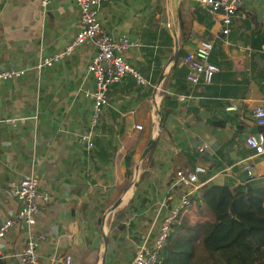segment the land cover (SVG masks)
I'll use <instances>...</instances> for the list:
<instances>
[{
    "label": "crops",
    "instance_id": "crops-1",
    "mask_svg": "<svg viewBox=\"0 0 264 264\" xmlns=\"http://www.w3.org/2000/svg\"><path fill=\"white\" fill-rule=\"evenodd\" d=\"M177 1V16L173 0L102 2L101 24L113 37L126 32L137 40L126 58L157 87L135 85L130 76L111 84L109 106L101 114L89 151L71 132L81 130L88 119L90 103L78 86L91 85L90 76H85L91 43L38 74L29 70L16 80H0V222L17 208L12 183L33 170L39 185L49 192V200L40 202L36 215V227L45 235L39 243L40 264H60L67 252L71 264H107L119 254L117 246L134 248L156 210L163 213L175 201L166 197L169 179L175 169L189 167L197 159L198 144L207 143L205 154L214 159L204 184L236 185L243 164L254 168V179L264 180V154L254 155L243 145V136L255 126L251 109L264 99V0H239L226 34L218 32L217 15L192 0ZM40 7L39 0H0V68L28 67L73 36L78 10L72 0H48L43 13ZM178 14L189 26L185 41L179 40ZM205 37L213 40L211 55L218 71L207 86L195 85L193 90L201 98L178 102L173 92H183L190 84L173 67L187 69L181 63L184 54L178 51H190ZM245 46L250 47L249 55ZM259 53L262 56L256 60ZM162 94L169 95L170 101L164 102ZM149 143L154 146L151 155L138 162ZM127 154L130 172L138 162L134 189L133 173L129 180L125 176ZM253 158L257 165L250 163ZM239 159L242 166L234 165ZM209 162L204 161L206 166ZM199 189L185 213L196 210L193 221L200 220L203 211L211 217L205 207H198ZM113 201L120 202V211L114 212L120 214L119 221L127 220L122 232L111 228L118 238L107 239L100 262L105 221L99 212ZM25 237V224L16 221L0 241L1 251L7 254L0 257L3 264H20L16 254Z\"/></svg>",
    "mask_w": 264,
    "mask_h": 264
},
{
    "label": "built area",
    "instance_id": "built-area-1",
    "mask_svg": "<svg viewBox=\"0 0 264 264\" xmlns=\"http://www.w3.org/2000/svg\"><path fill=\"white\" fill-rule=\"evenodd\" d=\"M103 1L72 0L78 10V27L73 36L61 48L41 54L37 61L28 67L22 64H12L0 68V80H16L29 70H34V73L38 74L43 69L52 66L53 63L62 62L76 48L85 43H91L93 53L85 64V76H90L91 85L88 87L78 86L90 103L88 119L81 130L71 132L76 138V142L86 151L94 147V137L101 114L109 106L107 91L111 84L123 83L125 76H130L135 85H154L126 58L128 51L138 45L137 40L126 32L113 37L101 24L98 13ZM192 1L200 9L218 16L219 33L226 34L229 31L239 0ZM47 3L48 0H39L41 13L44 12ZM212 48V39L201 38L190 51L185 52L182 56L181 63L187 68L186 80L190 84L183 92H173L178 102L188 103L195 97L201 98V94L193 93L195 85H207L212 82L214 73L218 71V66L210 61ZM245 48L249 55L250 47L245 46ZM250 116L254 125L260 128L248 131L243 136V145L250 149L254 155L264 154V99L259 100L252 107ZM134 126L141 127L139 124ZM207 148V143L196 145L194 151L197 159L193 164L174 170L168 183L169 192L167 193L169 195L166 197H175V201L163 213H159L160 208L156 210L148 227L135 242L133 254L126 264H160L162 250L168 242L172 226L185 218V213L192 204L198 189L209 180L206 176V163L200 158L201 154H205ZM242 161L243 159H239L234 165H239ZM242 167L247 169L249 165L243 164ZM241 182L237 180V184ZM11 190L17 202V208L11 216H7L0 222V241L16 221L24 223L26 237L16 256L20 264H40L39 243L45 238V235L36 227V215L40 210V202L49 200V192L39 185L33 170L22 173L12 183ZM166 200L163 199L162 205H166ZM6 255L1 251L0 246V257ZM60 264H71V255L68 252Z\"/></svg>",
    "mask_w": 264,
    "mask_h": 264
},
{
    "label": "trees",
    "instance_id": "trees-1",
    "mask_svg": "<svg viewBox=\"0 0 264 264\" xmlns=\"http://www.w3.org/2000/svg\"><path fill=\"white\" fill-rule=\"evenodd\" d=\"M178 27L179 40L185 41L190 30L180 14ZM251 44L259 48V43L253 41ZM178 54L184 53L179 49ZM210 61L215 64L211 54ZM174 66L185 79L187 69ZM194 91L195 95L199 94ZM162 98L164 102L170 101L167 94H162ZM259 128L254 126L252 131ZM153 147L145 158L151 155ZM124 162L125 176L129 180L130 155L124 156ZM226 162L231 163L230 160ZM253 180L251 177L234 186L227 182L202 185L198 198L202 205L198 206L205 207L211 217L192 223H186L183 218L174 224L163 247L160 264H264V180ZM119 218L120 214H114L108 226L122 232L125 224ZM0 264H3L1 259Z\"/></svg>",
    "mask_w": 264,
    "mask_h": 264
},
{
    "label": "water",
    "instance_id": "water-1",
    "mask_svg": "<svg viewBox=\"0 0 264 264\" xmlns=\"http://www.w3.org/2000/svg\"><path fill=\"white\" fill-rule=\"evenodd\" d=\"M178 1L177 0H173V9H174V13H175V16H177V4ZM174 46H175V50H174V54H173V59L176 58L177 56V40L176 38L174 37ZM262 56V53H259L255 56V59L258 60L260 59V57ZM161 120L159 119V122ZM151 144L152 143H149L143 150V152L141 153V155L138 157V162L142 159V157L147 153V151L149 150V148L151 147ZM200 158L205 161V162H209V165H207V168H211L213 165H214V159L211 157V156H208L206 154H201L200 155ZM138 162L133 170V174H134V177L138 175L139 173V169H138ZM240 165V164H239ZM238 165V166H239ZM255 175V170L252 166H249L247 169L245 168H240L237 172V176L239 177V179L241 181H244V180H247V179H250L251 177H254ZM134 179V178H133ZM136 179L134 180V183H135ZM107 211L109 213V216H112L114 212H118L120 211V205L118 204L117 201H113L107 208ZM107 222H108V219L105 220L104 224H103V228H102V240L100 242V262L103 258V254L105 253L106 251V242H107V238H106V229H107ZM99 264V263H97Z\"/></svg>",
    "mask_w": 264,
    "mask_h": 264
},
{
    "label": "rangeland",
    "instance_id": "rangeland-1",
    "mask_svg": "<svg viewBox=\"0 0 264 264\" xmlns=\"http://www.w3.org/2000/svg\"><path fill=\"white\" fill-rule=\"evenodd\" d=\"M80 55H82V52H81V54ZM79 64V66H80V62L78 63ZM250 161V163L251 164H253V163H256V158H253V159H251V160H249ZM256 165H257V163H256ZM211 171H208V173H210ZM132 173L133 172H130V177L132 176ZM133 177H134V174H133ZM136 177L137 176H135L134 177V179H132V182H131V189H134L135 188V185L136 184H134V180L136 179ZM258 179L259 178H255L254 180H253V182H257L258 181ZM218 184V183H217ZM136 190V189H135ZM39 202H40V200H39ZM133 202H135L134 200H133ZM201 205H202V203H201ZM131 207H133L132 205H130ZM199 207V206H198ZM204 210H206V209H204ZM107 211V208L105 209V210H102V211H100L99 212V218H102V220L103 221H105L106 219H108V222H107V229H106V238L108 239L109 237L111 238V240H114L116 237L118 238V234L116 233V231H114V229H112L111 230V228H109V222H110V220H111V218H112V216H109V213H107L105 216H104V218H103V213L104 212H106ZM207 211V210H206ZM108 212V211H107ZM113 214H115V213H113ZM195 217H196V210H191L190 211V213L188 214V216H185V222L187 223V222H189V223H192V222H196V221H202V220H204L205 218L207 219V215H205L204 214V211H203V213H202V216L199 218L200 220H196V221H193V220H195ZM124 219V218H123ZM127 219L125 218L123 221L125 222ZM99 223H100V221H99ZM142 225H144V223H142ZM129 226V225H128ZM99 231H100V227H99V229H98V235H99V241H100V236H101V234L99 233ZM129 232V234H130V231H128ZM128 234V235H129ZM120 238V237H119ZM137 239V238H136ZM116 249H117V251H118V255L115 257V259L110 263V262H107V264H126L127 263V261L130 259L129 258V256H130V254L132 253L133 254V250H134V248L132 247V246H117L116 247ZM132 256V255H131ZM129 258V259H128Z\"/></svg>",
    "mask_w": 264,
    "mask_h": 264
},
{
    "label": "bare ground",
    "instance_id": "bare-ground-1",
    "mask_svg": "<svg viewBox=\"0 0 264 264\" xmlns=\"http://www.w3.org/2000/svg\"><path fill=\"white\" fill-rule=\"evenodd\" d=\"M118 202V204L120 203L119 201H117Z\"/></svg>",
    "mask_w": 264,
    "mask_h": 264
}]
</instances>
